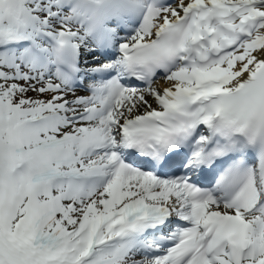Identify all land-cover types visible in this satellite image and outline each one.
<instances>
[{"label":"snow or ice","instance_id":"obj_1","mask_svg":"<svg viewBox=\"0 0 264 264\" xmlns=\"http://www.w3.org/2000/svg\"><path fill=\"white\" fill-rule=\"evenodd\" d=\"M0 264H264V0H0Z\"/></svg>","mask_w":264,"mask_h":264}]
</instances>
